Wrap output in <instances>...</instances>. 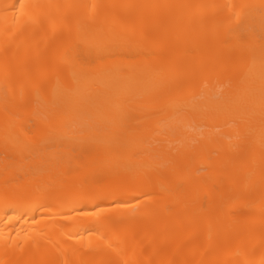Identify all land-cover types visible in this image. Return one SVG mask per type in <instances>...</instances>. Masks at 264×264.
<instances>
[{"label": "bare ground", "instance_id": "obj_1", "mask_svg": "<svg viewBox=\"0 0 264 264\" xmlns=\"http://www.w3.org/2000/svg\"><path fill=\"white\" fill-rule=\"evenodd\" d=\"M0 149V264H264V0H0Z\"/></svg>", "mask_w": 264, "mask_h": 264}, {"label": "rangeland", "instance_id": "obj_2", "mask_svg": "<svg viewBox=\"0 0 264 264\" xmlns=\"http://www.w3.org/2000/svg\"><path fill=\"white\" fill-rule=\"evenodd\" d=\"M29 123H30V122H29ZM33 123H34V122H33ZM33 123H32L31 125H33ZM0 150H1V149H0ZM1 152H2V151H0V157H1V158H0V161H1V159L5 156V154H4L3 152H2V153H1ZM1 177L4 178V176H2V175L0 176V178H1ZM16 179H17V178H16ZM18 179H19V178H18ZM18 179H17V180H18ZM20 179H21V178H20ZM17 180H15V181L13 182V184H14ZM12 181H13V180H12ZM20 181H21V180H20ZM11 183H12V182H11ZM11 183H7V184H5V185H6V186H9V184H11ZM17 183H18V181H17ZM17 183H16V184H17ZM77 194H78V193H77ZM77 194H76V193H74V195L72 194V195H71V198H73V196H77ZM228 203H229V202H228ZM225 206H226V203H225Z\"/></svg>", "mask_w": 264, "mask_h": 264}]
</instances>
